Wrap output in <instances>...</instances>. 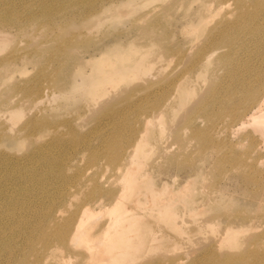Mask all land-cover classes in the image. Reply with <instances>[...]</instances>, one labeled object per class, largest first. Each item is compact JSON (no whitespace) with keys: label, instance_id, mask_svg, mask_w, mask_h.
<instances>
[{"label":"rangeland","instance_id":"1","mask_svg":"<svg viewBox=\"0 0 264 264\" xmlns=\"http://www.w3.org/2000/svg\"><path fill=\"white\" fill-rule=\"evenodd\" d=\"M230 1V7L225 8L226 4L222 12H216L217 0H115L102 15L90 14L91 25L87 20L82 22L81 16L78 19L68 16L69 20L73 19L70 24L65 19L57 23V34L78 35L72 46L78 49L71 51L70 56H76L75 60L90 59V62L84 66L83 73H78L80 69L74 60L65 71L58 73L54 89L59 94L72 84L76 91L71 95L52 97L49 91V96L32 109L31 105H24L26 108L20 105L19 108L25 109L21 116L15 114L13 119L5 115L9 111L6 104L0 107V114L3 113L0 117L5 120L4 123L0 118V124L4 123L0 125L3 128L0 135V239L5 240L0 245V264H264L263 137L250 124L252 127L247 125L245 130L237 132L233 125L222 131L209 129L208 122L214 119L218 121L216 124L221 120L227 125L233 124L231 112L239 102L240 90L250 83L258 85L264 75V47L254 49L252 56L243 54L238 62L226 56L216 62L220 52L212 53L205 66L196 68L200 52L209 49V40L218 34V23L238 18L236 0ZM91 2L87 0L85 7ZM144 27H152V33L143 32ZM45 32L44 28L41 38ZM107 50L121 51L123 57L130 60L147 53L152 64V68L148 64V70L152 71L145 69L140 75L121 80L124 82L115 89L118 98L112 106L115 107L112 114H91L90 117L86 112L87 97L83 89L79 91V85L84 82V87L88 82L91 85L96 67L92 64ZM31 66L27 64L29 75L17 72L16 79L35 73L33 68L31 72ZM56 71L54 69L55 76ZM0 87L1 91H6L5 86ZM184 90L187 95L183 98ZM17 92L5 95L16 96L14 99L18 101L22 93ZM191 105L194 106L189 108ZM37 106L40 116L48 115L58 121L66 117L79 123L68 127V132L60 128L50 137L47 134L41 137L33 131L32 123L25 125L27 118L34 115V111L38 112ZM153 107L157 112H153ZM186 110L191 111L179 126H165V120L169 123ZM158 112L163 116L152 115ZM85 114L89 115V120L84 118ZM194 117L201 119L198 125L191 121ZM24 125L25 128L20 129ZM200 131L208 132L204 136L197 135ZM115 135H124V138L108 146L102 141ZM178 139L183 142H177ZM50 141H53L52 148L48 145ZM147 143L152 146L144 148ZM130 148L136 154H146L141 166L121 164L124 160H119L120 155L127 156ZM115 149L119 153L116 158ZM34 152L38 155L34 156ZM49 152L54 156L61 154L68 161L64 164L54 161L48 166L43 158ZM126 159L130 161L129 156ZM49 167H64L66 176L52 178ZM99 185L109 191L104 193ZM153 189L164 195L165 203L172 204L180 214L175 228L172 223L153 215L146 216L145 223L157 231L156 240L151 236L153 233L145 234L144 224H136L140 230L135 229L138 233H132V238L124 242L108 238L107 229L89 235L85 242L78 238L75 243L74 237L65 243L60 235L51 237L48 251L39 250L43 236L40 226L46 223L43 213L48 208L60 206L68 212L92 205L94 214L85 225L94 232L102 225L100 223L114 217L108 209L116 200L122 205L135 202L138 204L133 203L138 208L135 212H144V207L154 204L149 201ZM113 190L131 192L134 201L121 202L116 197L110 200L107 194ZM208 194H211L212 205L200 206L198 214L195 205L202 204ZM100 199L110 204L104 207L99 204ZM205 211L230 215L231 220L223 216V221L213 219L199 224L197 219ZM21 217L32 221L27 230L16 229V220ZM38 220L42 222L39 226ZM157 226L162 228L157 229ZM4 232L14 235L9 238ZM30 234L34 236L27 244ZM90 244L95 246L93 250L88 249ZM130 244L136 255L126 250L122 259H118L122 249ZM10 245H20V249L10 255L6 251ZM141 245L144 249L140 251ZM26 247L28 250L24 252Z\"/></svg>","mask_w":264,"mask_h":264},{"label":"bare ground","instance_id":"2","mask_svg":"<svg viewBox=\"0 0 264 264\" xmlns=\"http://www.w3.org/2000/svg\"><path fill=\"white\" fill-rule=\"evenodd\" d=\"M107 1L111 3L108 6L105 4ZM112 1L115 0H92L89 6L85 7L87 0H0V86H5L4 89H6V91L5 90L1 91V87H0V107L6 104L7 106L6 108L9 111L8 114L5 115L6 116L8 115L9 119H13L15 114H19L21 116L23 109L26 108L24 106L26 104L31 105V108L29 107L30 109L34 107L33 106L34 104L38 105L37 103H39V101H41L45 96H49L47 94V92L49 91L52 97L68 96L72 94V91L74 90L76 91V88L71 84V86L68 87L66 91H61L58 94L59 91L54 89L58 81V73H60L62 69H64L65 71V69L68 68L69 64L73 60L79 66L80 71H78V73L80 72L83 73V68L84 66L85 67L88 66L90 59L86 60L84 58L83 59L78 58L77 60H75L74 58L76 56L74 55L70 56L71 51H73L74 53V51L78 49L76 47L75 48L72 47L73 43L77 41L75 37H78V35H73V36L68 34L59 35V33L57 34L56 31L58 29L55 30L56 25L61 19L62 20L65 19V22L70 24L71 23L70 20L72 21L73 19L69 20L68 16L69 17L71 16L72 18L75 19L78 16L79 17L81 16L82 22H85L86 20L88 22L90 16L92 15L91 13L102 15L105 12L104 10H106L112 5L113 3ZM228 1L230 0H217L215 11L222 12L223 11L222 8L226 4H228ZM229 4L226 5L225 8H227ZM236 11L239 13V16L236 20L233 21L224 20L218 23L217 25L218 34L215 35L216 37H213L209 40V44H211L209 49L200 52V59L196 63V68L198 66L200 67L205 66L206 62H208L209 60L208 57L214 55L216 52L218 53L220 52L215 59L216 62L221 61L225 56L234 62L236 61L238 62V59H243L241 58L243 54H248L249 56H252L254 54L251 52L254 49L259 47H264V0H236ZM92 21H89V23L87 24L91 25ZM62 22L63 21H61V23ZM44 28L46 29V32L45 34L42 35L43 38H41L40 34L41 31H44ZM61 30L63 32L62 28ZM152 31H153L152 27H147V28L144 27L143 29V32H146V34L152 33ZM57 38H59V41L57 40ZM83 41H85V39ZM189 50L191 51V49ZM188 52L186 56H188L189 54ZM143 53L138 57H136L135 59L130 60V57L124 58L123 53L121 51L112 52L107 50L97 60L96 59L94 60V63L92 65H95L96 67L94 68L93 82L91 83V85H89L88 82L87 87L86 85L84 87L85 82L82 85H79V91L83 89L82 93L85 95V97H87V103H86L87 105L86 104L85 105L88 111L86 112L90 114V117L91 114L94 115L100 113V116H104V114H109V115L112 114L111 111L115 108L112 106L115 105L114 103L118 98L117 95L118 92L115 89L116 87L120 86L118 85L119 83L122 84L124 82V81L121 82V80H124L125 78L129 79L135 75H140L146 72V70L152 71V70H148V66H149L148 64H150V67L152 68L151 66L152 64L149 63L151 62V59L149 61V59H147V53L144 54ZM27 64L32 65L30 67L31 68L30 70L32 72V68H33L35 73H33L31 76L25 79H18L20 76L16 79V74H18L19 72H20L19 74H24V73L27 74L26 72L29 71V70L27 71ZM48 68L50 71L49 78L47 71ZM53 68L57 70L56 76ZM118 90L121 91L122 89H118ZM123 90L129 91V89H123ZM17 91L22 93L21 96L22 98L19 97L18 101H15L14 99L16 98V96H13L14 98H12L11 96L7 97L5 95V93L7 94L10 92L13 93ZM240 92L241 95L239 97V102L235 106V109L231 112L233 117L231 123L233 122V124L227 125L224 122H221L222 120L220 121V123L216 124L218 121H214L213 119L211 121H208L210 123L209 129L211 127L212 128L214 127L217 131H222L228 127H232L233 125L235 127V130L239 132L241 129L245 130L244 127L250 124L254 126L253 127L254 129L260 132V135L263 137L264 140V75L259 79L258 85H253L252 83H250L249 85L244 86L240 90ZM186 93L187 91L184 90L183 98L187 95ZM18 95H20V93ZM20 105L21 106L23 105V107L25 108L22 107L19 108ZM193 106L194 105H191L189 108H192ZM158 107L163 108L160 105ZM36 110L38 112L34 111L35 112L33 113L34 115L29 116L27 118L25 125L28 122L32 123L33 131H36L41 137H43V135L46 134L49 135L48 137H50L55 130H58L60 128L68 132V127L76 125L77 124L76 122L79 123V121L74 122V120L66 117L65 119L62 118L61 121H58L56 119L50 118L48 115L40 116L39 115L40 107L37 106ZM152 110L153 112H157V109L155 108ZM41 111H44V109H42ZM190 111L191 110H186L185 111L186 113L181 112L183 113L182 115H178L179 114L178 113L177 114L178 117L177 116L174 117L172 120L168 121L169 123H167V120L164 119L167 124L165 126H168V124L169 126L170 125L175 127L179 126L185 120L187 114ZM229 111H231V107ZM193 112L194 111L192 110L191 117L193 115ZM2 114H0V116ZM87 114L83 116L85 119L88 118L89 120V115ZM152 115L161 116V117L163 116L162 113L159 112L157 114H152ZM78 119H82V118L78 117ZM198 120L201 119L194 117L191 121L194 122L196 125H198L197 123ZM7 121L6 123L8 124ZM3 124L0 125L3 126ZM11 124L9 122V125ZM9 125H6V127ZM25 125L20 129L25 128ZM250 125H248V127H252ZM1 126H0V135L2 134L1 130H3ZM7 129L8 128H6L5 130ZM235 130L234 132H236ZM207 132L208 131H200L197 132L199 134L197 133L195 134L204 136ZM60 138H61L60 136L57 137L58 140H60ZM122 138H124V135H115L111 139L105 138L102 141L105 143L106 146H108L112 142H116ZM157 138L159 139L158 136ZM177 142L182 143L183 141H180L178 139ZM48 145L50 148H52L53 141L48 142ZM150 145L149 143H147L145 144L144 148H147ZM156 149L158 148L156 147ZM136 153L137 152L132 151V148H130V152H128L127 156H124L123 154L120 155L119 160L120 161L124 160L123 162H121V164L123 166H130V165L136 167L141 166L143 158L146 156V154L142 153L140 155ZM33 155L37 156L38 153L34 152ZM114 156L115 158L119 156V153L117 152L116 149L114 150ZM128 156L130 161L126 159V157ZM43 159L48 166L54 161H61L63 164L68 161V159L62 158L61 154L54 156L50 152L47 155H45ZM49 172H50V176H53L52 178L55 177L63 178L66 176V171L64 167H60L56 169L49 167ZM203 186H206V184H204ZM98 188L102 190L104 193H107L109 191L108 188H104L100 185L98 186ZM164 189L166 190L167 188ZM107 195L110 197V200H113L114 197L118 198L121 202L132 200L131 199L132 193L126 192L124 190H120V191L113 190L110 191ZM163 197L164 195L160 193H156L155 189H153L149 201H153L154 204L150 203L149 206L144 207V212L140 214H137L138 212H135V210L138 209L136 206H133V203L135 202L122 205L118 200H116L108 209V211H111L110 213L113 214L114 217L111 218L108 222L100 223L102 225H100L99 228L94 232H92L93 231L92 228L91 230H89L90 227L86 228L85 225V221L87 219H90V217H92V214H94L92 212V205L86 207H79L73 210H69L68 212L64 207H60V206L50 207L47 210H45L43 213L44 216L46 217V223L41 225L42 223L41 220L37 221V225L38 226L41 225L40 229L43 234L41 241L42 247H40L39 250L41 252L48 251V249L51 247L50 244L51 237L57 238L58 235H60V239L65 243L68 242L69 238L73 239L74 237L76 238L74 240L75 243L78 238L80 239V242L82 241L81 239H83L84 240L83 242H85L88 239L89 235H96L99 233H103L107 229L109 234L107 235L108 238L113 237L122 240L124 242L132 238L133 235L132 233L135 234L138 233L137 231L140 230V226L139 225L135 226L136 224H144L145 226L144 230L146 231L145 234L149 235L150 233H153L151 236L155 237L154 240H156L157 234L155 233L157 231L151 229V227H149V225L145 223L144 220L146 219V216L153 215L155 218H159L162 221H165V223L166 222L172 223L174 228L177 227L180 222L178 220V217L180 215L179 212L174 208H172V204L165 203ZM98 202L99 204H102L104 207L110 204V201L108 202V204H105L102 199H100ZM200 204L195 205L197 212H198V208L202 205L210 207L212 205L211 194L210 195L208 194L207 197L202 200V204L201 205ZM198 214H200V212H198ZM202 214L203 215H201V217L197 219V222L199 224L205 222L207 223L208 221L213 219H218L220 221H223L222 218L223 216L226 217L228 221L231 220L230 215L210 213L207 211L202 212ZM184 220L185 219H183V221ZM31 225H32V221H28L22 217L16 220V229H19L20 231L27 230ZM158 227L159 226H157V229L162 228V227L159 228ZM3 234L9 236V238H12V236L14 235L13 232L11 234L4 232ZM33 236H34L33 234H30V236L27 238V244H29L32 241ZM166 238L168 237L166 236ZM4 243L5 240L0 239V245H3ZM18 248L20 249V245H13V246L10 245L6 248V251L10 255H13ZM93 248H95V246L92 244L88 246L89 250L90 249L93 250ZM143 249H144V245H141L139 250L141 251ZM213 249L214 247L211 246L210 250L213 251ZM27 250L28 248L26 247L24 249V252H27ZM126 250H128L129 254L136 255L135 253H133L134 251L131 248V244H130L128 248L124 247L122 249L121 255L118 257V259H122ZM0 254H1L0 255V259H1L2 258L1 251ZM210 255L211 257H214L213 252H211ZM228 263L234 264L231 262H223V264H228Z\"/></svg>","mask_w":264,"mask_h":264}]
</instances>
